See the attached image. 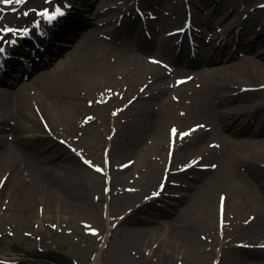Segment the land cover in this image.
<instances>
[{
	"label": "bare ground",
	"instance_id": "6f19581e",
	"mask_svg": "<svg viewBox=\"0 0 264 264\" xmlns=\"http://www.w3.org/2000/svg\"><path fill=\"white\" fill-rule=\"evenodd\" d=\"M119 1L120 0H98L96 2L98 13L96 18H103V21H106L109 26L115 25L117 22H119V18H116V16H122V11L120 8L116 7V10H114L115 4L117 5ZM194 1L199 3V5L197 6L195 5L196 3L191 1L192 7L196 10H193L194 18L192 20L193 24L196 27L202 28V26H205L208 32L213 29V26L206 27V23L201 19V17L204 15H208L210 17V20L214 15H216V20L218 22H224L228 18L227 15L222 14L221 6L215 7V0ZM108 2H112V7L110 9H112L111 13L113 15L110 16H108L110 9L102 13L106 8ZM96 3L94 4V8H96ZM177 3L178 0L170 1V5H176ZM226 4L221 1L222 6ZM170 9L176 11L180 15V12L178 10L181 9L178 8L177 5L176 8L170 6ZM131 15H133V13H131L130 16L123 15L120 21L124 23V31L129 34L139 32L141 28L146 25V23H144V25H140V20L131 18ZM255 17L256 16L254 15H249V22L247 23L246 28L247 33L249 34L252 32L251 25L254 22L258 24L257 26H259V24H262L261 32L254 34V36L249 35L250 39L248 41V44L255 45L258 48L257 53H255L252 49V54H256L258 55V57L264 58V24L261 23L260 19L256 20ZM172 20L174 21V19ZM79 22H82L80 13H78L77 17L72 20V25L70 26V31L68 32V34L72 37H75L79 32L81 33V39L77 44L76 51H73L72 59L70 60V63L67 67V73L66 75H64V78H60L57 87L50 83L48 77H44L43 79H41V82L43 81V83L37 82L36 85V98L38 100V103L35 106H38L37 112H40L42 117L44 118L45 126L48 128L50 134L54 136L55 134L64 135L68 133L66 128H63V124L61 122H63L68 127L74 128L75 125L74 119H72V115L77 116L76 126L83 123V120L90 116L94 117L90 121L97 120V115H94L93 113H86L87 111L92 110L95 107V103L90 102H92L95 98V94H98L97 92L95 93V91H97L98 88H101L102 83L107 84L106 79L111 78L114 74V71L119 69L118 72H121L119 73L120 75H118V78L122 79L123 83L125 84H121L117 89V95H115L116 98L113 99L114 104L111 106L109 112L111 111V114H116L117 117H121L131 106L133 107L136 102L139 101L140 104H143L147 100L148 103L154 106H159V109H163L164 111L166 107L170 106L174 101L178 100V110L179 112H181V114L178 113L174 118L173 115H171V122L175 123L167 129L168 137L166 139L163 133L164 130L161 129L159 125H157L155 129L149 128L150 132L151 130H157L153 133L151 138V144L154 146V150L161 153L162 151H164V145L166 143L169 144L170 142H172L173 137L171 130L173 128H176L179 132L196 129V131L192 132L191 136L183 140L177 138V140L181 141L180 143H177V155L185 156L190 155V153L196 155L198 153V159H194L192 158V156L188 158L190 163L197 161L199 162L195 167H191L189 171L194 170L196 167L198 168L199 166H202L203 168L200 169V171H203L202 174L206 173L207 175H212L215 170L214 167L211 168V166L214 164V154L218 152V157H221L222 164H224L225 168H228L232 172L231 176L234 180H236L232 184L234 188H238V186L243 188L242 185L248 187L246 191L249 195V199L251 200L249 201L250 206L252 207V209L258 212L260 224L264 226V211L262 212V210L264 209L262 207H259L258 202L254 199L256 194L259 196L260 192L264 194V81L261 84H258L257 82V85H254L252 93H249L248 96H246L245 92H242L241 89L242 87H247V84H244L247 82H243L241 84L236 83V87H233V85L229 86L228 82L236 79L233 77V70H230L229 67L225 65L221 67L220 74L215 70L205 72L206 74H204L203 71L201 77L204 79H210L215 76L221 78L220 80L207 83L206 86L203 87V90L206 92L208 90L214 89L216 91H219V93L215 101L216 103L211 106L210 109V111L214 109L213 114H210V111H208V109L200 110V107L198 105L196 109H194L193 100L200 97V95L196 93L197 90L195 88H190L187 82H184L181 86H176L178 89H187V91L185 92L181 90L175 91L174 89L164 86L167 80L166 75L169 72V68L163 56V52L159 51V48L157 46L158 40L156 36L154 37L155 39L151 41L149 39V36H138V34L135 33L136 39H134L130 35L124 33L121 36L120 46L109 43L100 44L97 39L98 33L96 35L95 33L92 34V31L94 32L95 29H86L82 31L86 27L81 26ZM166 23H168V21ZM238 26L236 28H238ZM174 30H177V28H160L155 31V33H159L160 31L169 33ZM117 32L118 31L115 28H112V34L116 35ZM135 34H133V36H135ZM194 36H196L195 33ZM235 36L237 38L240 36L239 30L235 31ZM165 37L167 39L163 38L160 47H162L163 49L166 47L168 50H170L172 47V39H169V34H166ZM175 38L177 40H180L181 42L184 40L183 36L179 37L178 35H175ZM155 46H157V49H154ZM182 46L183 44H181V47ZM146 47L150 48L151 50L149 54L148 48ZM111 53H115L116 56L118 55V59L109 56L112 58L109 59L110 62H107L106 56ZM140 54L145 55L146 57L140 58ZM174 54V57L176 59L179 53ZM248 58H250V56H248ZM153 59L158 60L161 63L154 64L151 62ZM97 62L102 64L94 66L93 64ZM253 62L257 61L253 60ZM165 65H167V67H165ZM254 65H256V69H264V61L260 63H254ZM240 68L241 70H243V67L238 66L234 67L233 69L236 70ZM106 71H108L109 73L106 74ZM240 77L244 78L247 76L242 73L240 74ZM103 90L104 88L101 91ZM101 91H99V94H104ZM109 91H112V89H110ZM25 92V87L19 88L16 92L0 91V114L2 115V118L4 120L11 119L16 123V120L18 118H20L21 116H25ZM77 94L80 95L77 96ZM252 99H256V101ZM46 102H50V104H47ZM233 103L237 104L233 105ZM189 105L191 106L193 113L196 114V121L192 117H184L186 108ZM139 111L140 109H137L138 114L140 113ZM182 111L184 112V116H182ZM109 112L106 113V115L110 119L111 116L109 117ZM214 116H216L218 119L225 118L227 121H229V125L225 127L222 123L213 122ZM27 117L31 118L29 113H27ZM203 120H206L204 123L211 124L218 136H220L222 140L224 139V144H219L218 150L212 152L208 150L207 153L205 152V148L202 146V144L205 138L210 136L211 134L198 133L199 126L195 125L201 123ZM39 124L42 126L40 122ZM55 126L58 127V130L54 128ZM15 127H19L18 123H16ZM15 127L13 126L11 130L13 131V133L18 134ZM95 129L96 127L93 126L89 131H94ZM110 129L112 131L117 130L118 133L119 124L116 125L115 118H113V124L111 125ZM223 131H228V135H223ZM28 134L29 132H23L22 135H25L23 136V140L21 141L19 139H16L15 143L13 142L14 144H8L0 138V171L2 172L3 170H5L0 175V188L2 187L6 172H12V174L14 175L13 179H19L22 181L21 183H18L17 180V182L10 181L11 185L15 186L19 184L21 186H24L25 184L23 179V172L20 171L19 167L20 162H26L25 164L27 165V168L34 170L37 174V177L35 179L37 186L35 188V184H32V186H30V190L24 189L23 193L27 191L26 196L17 195L15 193L8 194L10 201L13 196V203H17L23 208V216L27 215V219L33 217L35 218L34 220H38L37 213L36 215L34 214L31 204L35 202L36 197L39 194L37 190L39 188L44 189V193L51 197V200L54 201L51 204L54 206L52 207V209L56 208L58 212L59 218L57 221V228L61 230L63 228V225L71 226L72 223H69L67 220L62 218L60 214H63L64 210L66 209L65 207H70L71 203H73L72 201L74 200L70 197L71 195L69 194V186L63 182L62 176L59 178V175L55 174V172H57L59 169L60 171L67 170L70 174H74L77 168L72 162H69L67 165L62 164L63 157L65 156L64 154L66 153L62 148H60L61 150L56 149L57 147H52L50 149L49 158L52 159L51 162L49 164H46L41 161L42 163L40 165L38 161H35L36 158H33L31 156L32 152L30 150V147L27 148L26 143L34 142L42 138H39V136L37 138L26 136ZM212 136L217 137L214 132L212 133ZM128 137L129 139H127L126 141L122 140V142L128 143V140L131 141L129 142L130 144L132 142H136V139L133 135H126V138ZM48 138L54 140V137H49L48 135H46V137L43 139L45 141V139ZM47 144L50 145L51 142ZM126 146H128V144L125 145V147ZM118 150L121 151L120 149ZM45 151L49 152L47 148ZM122 153H125V151H123ZM147 153L148 155L150 153V149L148 148ZM123 157L124 156L120 158ZM27 158H29L30 161H27ZM105 159L108 161L112 160V158L111 160H109L108 157H105ZM72 160L73 159H71V161ZM130 160L131 158L126 159L124 161V164H127ZM111 162L113 163L115 162V160H112ZM154 164L155 163L152 162L149 163L148 157L144 155L141 160L137 159L136 163L134 162L133 164L129 165L128 169H126L125 171L121 173H114L113 178L111 177V171L115 170V168L112 164H109V175L111 181L108 184V187L110 188L111 186L115 185V181L117 180L122 189L134 187V184L137 182V179H135L136 176L141 177L146 173V171H142L140 169L139 165L147 166V169L150 168L148 169L150 170V175L157 176L159 167ZM201 176L202 175L198 174L192 179L193 181H197ZM208 183L209 180L206 181V185ZM216 186L217 184L214 186V189ZM192 187L193 186L191 182V188L186 192H181V194L184 195L183 199L188 200V202H186V207H197V210H200V213H204L205 209L203 207H200L201 204L205 203L203 201L204 197L201 195V189H199L202 186H195L194 188ZM166 190L164 192H166ZM122 194L124 196L118 198L121 201L122 199H125L126 194L128 193ZM3 195H5V198L8 196L7 193L3 194V192H0V201H2ZM109 197L110 195L108 194L105 198L106 206L101 218L103 222H105L106 235L101 239L102 245L96 252L93 264H98L102 253L106 249L108 240L113 236H117L115 245H119L120 242L125 243V246L122 250L126 253L128 252L129 257L135 259L147 258L148 261L152 262V264H159V260L156 255L159 253V251L156 252L152 250V244H156L159 240L154 241L151 244L150 242L151 240H153V236L156 234L158 236L157 239L162 238V234L167 229L165 227H162L160 229H157L158 232H156L153 227L147 226L146 224H144V222L162 225L170 224L168 215H173V209L179 208L177 204H180L183 199L178 198L177 196H166L163 200L160 201H157L155 199L151 200V202L142 205V207L136 210L132 206H125L127 211L134 210L142 214L144 217H146V219L142 220L140 218H137V226L135 228H131L130 226L134 225L135 221H133L129 225H126L125 222H127V220L131 216H133H129L130 214L134 213V211H132L128 215L129 217H124L113 227V229H110L113 226L111 225L113 223V218H111L112 214ZM79 199L80 198H78V200ZM206 206L211 209L209 205ZM182 207L185 208V203ZM47 209H49V207ZM49 215L51 216V214ZM37 222L38 224H40V231L43 232L45 229V225L42 224L40 220ZM49 224L56 226V222L49 221ZM80 224L84 229H89L90 233L91 229H96V226L91 224L88 219L82 220ZM89 225L91 226V228L87 227ZM122 227H125L126 229L125 234L122 231ZM5 229L9 230L11 228L7 223L2 222V218H0V230ZM171 232H174V239H180L182 243H193L194 238L191 232L178 229L175 231V228L174 230L172 229ZM121 233H123L124 235L122 241L119 240V236ZM176 234H178L179 237L176 236ZM131 235L137 237H135V243L127 240L128 237H131ZM146 241L148 242L147 245H145Z\"/></svg>",
	"mask_w": 264,
	"mask_h": 264
},
{
	"label": "rangeland",
	"instance_id": "374dc122",
	"mask_svg": "<svg viewBox=\"0 0 264 264\" xmlns=\"http://www.w3.org/2000/svg\"><path fill=\"white\" fill-rule=\"evenodd\" d=\"M259 1L260 0H248L249 4L257 3ZM111 3L112 2H108V5ZM229 6L230 8L229 11L226 12L227 14H231V5L229 4ZM240 7H242L241 4ZM257 18L264 20V16H258ZM227 23H229V20ZM252 29H254V26ZM69 43L71 45L73 44L72 41ZM109 56L115 58L113 53L108 54L106 56L107 62H110L109 59L112 58ZM99 64L102 63L97 62L93 65L96 66ZM68 65L69 63L66 64L64 62L60 65V68L48 75V80H50L52 85L56 87L58 86L60 78H64V75L67 73ZM229 65L234 66L235 64L229 63L228 66ZM118 70L119 69L114 71V74L111 78L106 79L107 84L102 83L101 88H98L97 91H95V93L97 92L99 94V91L104 88V90L101 92H103L105 96L98 97L96 102L103 101L105 99L106 101L86 112L97 115V120L93 121L92 123L91 121H87L76 126L77 116L72 115L75 125L74 128L68 127L63 122H61L63 124V128H66L68 132L64 135H54V137L59 139L61 143L58 141L56 143L50 138H48L49 140L45 139L46 142L43 139L47 135L44 132L45 128L39 124L40 121H43V118L40 116V113L34 115L35 112L33 111L34 104L37 105L38 103L36 98L37 93L34 96H31L28 91L25 93V116H21L16 120V123H18L19 127H15L16 123L14 120L6 119L5 122L1 120L3 123H1L0 128L2 130L10 129V133L13 134H5V136L9 138H13V141L11 142L15 143L16 139L22 141L23 136H25L22 135L23 132H29V134L26 136H40L39 138H42L34 142L26 143L27 148L30 147L32 152L31 156L36 158V160H34L38 161L40 165L42 163L41 161L46 164L51 162L52 159L49 158L50 149L52 147H57L56 149L61 150L60 148H62L67 154H64L65 156L63 157L62 164L67 165L69 162H72L77 169L74 174H70L67 170L60 171L59 169L57 172H55V174L59 175V178L62 176L63 182L69 186V194L71 195L70 197L74 200L72 201L73 203H71V206L65 207L66 209L64 210V213L60 214L62 218L67 220L69 223H72L71 226L74 227V229H64L61 231L58 230L59 233L54 231L53 228L50 229L49 226L46 227L49 224V221L56 222L57 224L59 215L56 208L52 209L54 206L51 204L54 201H52L51 197L44 193V189L39 188L37 190L39 194L36 197L35 202L31 204L34 214L36 215L37 213L38 220L40 219L41 223H45V229L43 232L39 230L40 225L37 223L38 220H34L35 218L33 217L27 219V215H22L23 208L19 204L13 203V196L11 201L9 199L8 194L15 193L17 195L26 196L27 191L24 193L23 191L24 189L30 190V186H32V184H35L34 186L36 188L37 185L35 179L37 174L35 171L27 168L25 161V163H23V161L20 162L19 169L21 172H23L24 186L19 184L15 186L11 185L10 181L13 182L17 180L18 183H21L22 181L19 179H13L14 175L12 172H6L9 174V180H7L4 186L5 191L3 189L2 192L3 194L7 193L8 196L5 198V195H3L2 201H0V218H2V222L7 223L14 232L2 233L0 235V250L3 251H0V264H15V262L16 264H48L42 261L35 262L29 259H24L26 254H31L40 250L45 252H53L55 255H59L62 258H67L70 262L73 261L74 264H93L92 257L101 246L99 245L100 242L96 240H98L101 235H96L95 238L89 237L83 232V227H79L78 222L88 219L91 224L96 226L98 229H101L103 232L105 229V222H103L101 216L103 215L102 211L105 208V202L103 201L105 196L102 195L104 191L102 178L99 177L95 171L89 169L88 165L86 166L83 163L85 159H83L80 154L84 155V152L87 154L86 160L91 161L94 166L100 168L103 166V157L108 153L107 148L111 150L112 154V156L108 154L109 158L115 160L112 165L117 166L129 158L135 161H137V159L141 160L144 155H146L148 157L149 163H155L154 165L159 167L158 175L152 176L150 175V170H148L150 168L147 169V166L140 165L142 169L146 171V173L136 183V185L131 188L128 194H126L125 199H122V201L118 199L119 197L124 196L123 194H120L121 186L118 184V180L115 181V185L110 187L109 197L112 217L126 214L127 209L125 206L138 208L143 203L148 202L147 200L156 197L154 193L160 189L161 184H164L165 181H167L165 186L167 190L165 188L166 192H164L165 190L163 192L165 194L176 192L178 195L181 193V190L178 189L185 187L189 189V185L187 184L188 182L193 181L191 178L198 174L201 175V173H193L190 171L187 174H184L178 170L179 165H184V163L180 161H185L191 156L194 157L195 154L190 153V155L179 156L169 150L167 151V147L164 149V151L159 153L154 150V146H151L152 144L150 145L152 141V135L157 130H151L150 132L149 128L155 129L156 126L159 125V127L164 130L163 133L165 135V139L168 137L167 129L170 125L175 123L171 122V115H173L174 118L179 111L175 109L174 106H169V108L166 107V109L163 111V109H159V106H154L148 103V100L143 104H140L138 101L133 107L131 106L132 108L130 107L123 116L115 118L116 125L119 124L118 133L117 130L112 131L110 129L111 125L113 124L114 116H109V119L106 113L109 112L111 106L114 104L113 99L115 98L116 94L115 90H117L121 84H125L123 83L122 79L118 78V75H120L119 73L121 72H118ZM256 72L258 73H247V77H238L235 80L229 81V86L233 85V87H236V83L241 84L243 82H247L244 83L247 84V87H254V83L255 81L257 82L258 76L264 77V73L260 74V71ZM108 73L109 72L106 71V74ZM110 89H112V91H109ZM243 89L247 88L243 87ZM212 91H214V89ZM196 93L199 94L200 97L193 100V108L196 109L198 105L200 110L208 109V111H210L213 98H211V96L206 92L202 94L198 91ZM98 94H95V97ZM79 95L80 94H77V96ZM245 95L248 96V94ZM46 103L50 104V102ZM234 104L236 105L237 103H233V105ZM137 109H140L139 114L137 113ZM188 110L190 112V116L194 118L193 116L196 115H193L191 107L187 109V111ZM27 113L30 114L31 118L27 117ZM209 113H211V111ZM0 117H2L1 114ZM222 122H224V124L227 123L225 118L222 119ZM9 123L12 124V126H9ZM13 126L16 128L18 134L13 133L11 130ZM93 126L96 127V129L94 131H89ZM54 128L58 130L57 126ZM212 133H210V136L205 138L202 144L203 147L209 142V140H217V142L222 143V141H220L217 137H213ZM126 135H133L136 139V142H132L130 144L129 142L131 141L128 140V143H123L122 140L126 141L129 139V137L126 138ZM108 138H110V141H108ZM62 141H66V143H62ZM50 142L51 144L48 145L47 143ZM107 143H109V145ZM121 144H128V146L125 147V145ZM67 145L72 146V148ZM167 145L168 144H166V146ZM46 148L49 150V152L45 151ZM68 148H70L73 153L70 152ZM147 148L150 149L149 155L147 153ZM72 149H75L77 152L73 151ZM123 151H125V153H122ZM77 156L81 158V161ZM119 156L124 157L120 158ZM27 159V161H30L29 158ZM71 159L73 160L71 161ZM3 171H0V175L3 173ZM165 172L168 174L171 172H176L175 175H177V177L173 176L168 180L164 175ZM231 175L232 172L228 168H225L221 160L219 168L215 170L212 175L205 174L202 175L199 180L194 181V187L202 186L199 189H201V195L204 197L203 201L205 203L201 204L200 207L205 209L204 213H200V210H197V207H186V202H188V200H186L185 208L181 207L182 204L179 206L176 215H174L172 219L169 220L170 224L162 225L144 222V224L146 223L147 226L153 227L156 232H158L157 229L162 227L167 229L162 234L163 237L161 240L157 239L158 236L156 234L153 236V240L150 242L151 244L154 241L159 240L156 244H152V247L153 245H156L154 250L156 252L159 251V253L156 254L159 264H212L216 258V252L219 250V247H222L220 245L221 242L224 243V247L220 251V260H218L216 264H264V250L252 252L250 249H248L249 247L247 245L249 241L255 240L257 242L261 241V243L264 244V226L260 224L258 212L252 209L250 206L249 201L251 200L249 199V195L246 191L248 187L242 185L244 189L240 186H238V188H234L232 184L236 180H234ZM207 180H209V183L206 185ZM169 181L175 183L174 186H169ZM216 184L217 186L214 189ZM183 191L184 190H182V192ZM220 194H224V196H221ZM255 197L254 199L258 202L259 207L264 209V203L261 199L264 196H259L256 194ZM78 198L81 200H78ZM162 199L163 198H160L158 200ZM206 205H209L211 209ZM39 207H41L43 210L42 217L38 214ZM48 207L49 209H47ZM4 208L7 209L4 210ZM263 211L264 210H262V212ZM49 214H51V216ZM129 216L131 217L127 220V222H125V224L129 225L135 221L134 225L130 226L131 228H135L137 226V218L142 220L146 219V217L136 211ZM252 217H254V219L250 222ZM174 228L175 231L178 229L191 232L194 238L193 243H182L180 239H174V232H171V230H174ZM5 230L2 231L4 232ZM122 231L124 234L126 233L125 227H122ZM9 234L12 235L10 236ZM123 236V233H121L119 236L120 241H122ZM176 236L179 237L178 234H176ZM116 237L117 236H113L110 238L111 241L110 239L108 240L107 247L102 253L101 260H99L98 264H152V262L148 261L147 258L135 259L129 257V253H126L122 250L125 246L124 242H120L119 245H115ZM135 237L136 236L131 235V237H128L127 240L135 243ZM147 244L148 242L146 241L145 245ZM158 245L159 248L157 249ZM15 253L19 254L23 258L19 259L23 261L22 263H19L17 260L13 259L12 255Z\"/></svg>",
	"mask_w": 264,
	"mask_h": 264
},
{
	"label": "snow or ice",
	"instance_id": "6c2138e0",
	"mask_svg": "<svg viewBox=\"0 0 264 264\" xmlns=\"http://www.w3.org/2000/svg\"><path fill=\"white\" fill-rule=\"evenodd\" d=\"M3 4L8 6V5H12V4H17V5H22L25 3V0H2ZM46 3H51V0H45ZM262 7H264V5H262ZM34 12H36V14L40 17H42L47 23L52 24L54 21H57L59 17H63L65 15V12L62 11L61 7L57 6L55 7L54 11H49L48 8H44L43 10L37 11L35 9H33ZM25 16H28V13L25 12L24 13ZM39 22H36L35 27L39 28ZM18 34V33H22L23 36H28L29 35V29H16V28H11V27H6V28H0V40H4V37L7 36L8 34ZM13 44L16 43L15 40L12 41ZM4 49L0 48V52H3ZM154 64H159L161 63L158 60L153 59L151 61ZM165 67H167V65H165ZM179 83H184V81H180ZM89 119H92L91 117H89ZM201 127H203V125H201ZM196 131V129H192L190 131H183V132H179L176 128H173L171 130L172 133V137H173V143L176 142L177 138H179L180 140H183L189 136L192 135V132ZM62 143H66V141H62ZM73 151H76L75 149H72ZM84 163L87 164L89 167H95L91 161L89 160H84ZM199 162H192L188 164V167H195ZM95 170L97 172H101L102 169L101 168H95ZM186 169L182 168L181 171H184ZM166 182L164 184H161L159 191H157L154 195L156 197H158L163 191L164 188L166 186ZM123 219V217L121 218ZM89 228H91V226H87ZM91 234L92 235H99V233L95 230V229H91Z\"/></svg>",
	"mask_w": 264,
	"mask_h": 264
}]
</instances>
